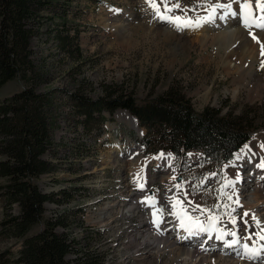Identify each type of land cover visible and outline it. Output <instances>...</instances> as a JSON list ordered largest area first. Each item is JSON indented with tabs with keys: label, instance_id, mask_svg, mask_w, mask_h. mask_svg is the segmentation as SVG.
Segmentation results:
<instances>
[{
	"label": "rangeland",
	"instance_id": "1",
	"mask_svg": "<svg viewBox=\"0 0 264 264\" xmlns=\"http://www.w3.org/2000/svg\"><path fill=\"white\" fill-rule=\"evenodd\" d=\"M52 1L41 10L40 30L30 42L31 58L43 77L35 87L38 92L46 93L50 103L48 112L56 123L51 133L52 147L43 156L53 162L55 168L40 175L36 183L42 192H56L58 197L56 202L50 200L43 204L44 220L62 213L67 225L57 226L56 231L76 239L77 251L69 252L67 257L73 259L75 255L91 251L101 259V264H175L168 250L146 255L138 246L139 238L133 236L150 217V209L141 206L143 198L140 194L147 191L162 197L160 207L164 211L167 202L163 196V183L170 177H175L173 181L182 186L176 194L180 197L186 195L189 202L185 204L210 210V213L197 210L200 214L216 216L226 225L232 217L239 221L245 219L229 182L237 170V153L254 138L263 139L260 142L264 144L262 59L253 61L248 58L244 67L250 69L252 75L247 74L240 80L238 71L229 74L224 71L227 68L219 62L217 45H210L207 40L204 45L207 37L202 33L209 30L200 22L194 30L161 19L157 25L161 26L162 32L171 34L168 36L154 29L156 25L152 20L160 18L143 11L140 0ZM156 2L160 12L164 13L163 0ZM228 2L230 0H168L170 7L176 3L180 7L166 14L195 21L210 5ZM234 8L239 10L236 3ZM223 12L224 9L216 10L219 19L224 16ZM201 27L203 32L198 30ZM56 30L61 35H74L78 53L71 55L59 48ZM234 63L231 60L228 64L231 70ZM173 84L185 92L196 111L212 105L220 108L221 114L244 112L253 119L256 129L252 138L231 161L209 163L198 151L175 156L160 149L145 154L138 135L139 129L144 130L138 129L136 124L134 126V119L128 111L117 109L112 115L103 111L102 115L107 118L104 122L101 123L97 115L84 122L75 102L77 96L97 99L105 90L111 89H121L143 98L148 94L162 93ZM26 85L27 82L19 76L9 80L0 87V101ZM100 127L101 133L97 135ZM254 142L251 148L259 153V142ZM126 152H131L132 156ZM160 156H164L162 161L155 162L154 159ZM143 167L147 187L134 193L136 173ZM243 170L247 171L246 168ZM5 182L0 177V187ZM246 182V178L240 180L243 185H252L248 194L260 191L253 182ZM131 199L140 201L141 206L133 213L125 210ZM18 211V206L12 204L10 212L17 214ZM261 211L264 218V209ZM8 212L9 208L0 197V222ZM44 220L29 234L42 229ZM149 224V232L155 234L159 228L152 222ZM239 229L241 245L236 253L226 256L218 244L216 257L203 252L208 256L206 264L244 263V245L248 240ZM19 245L14 237H7L0 231V252L7 250L8 257L14 259ZM195 259L183 261V264H196L199 256Z\"/></svg>",
	"mask_w": 264,
	"mask_h": 264
},
{
	"label": "trees",
	"instance_id": "2",
	"mask_svg": "<svg viewBox=\"0 0 264 264\" xmlns=\"http://www.w3.org/2000/svg\"><path fill=\"white\" fill-rule=\"evenodd\" d=\"M52 2L0 0V87L18 76L27 82L23 89L0 101V177L6 180L0 197L9 208L0 231L20 242L16 258L10 259L7 250L0 252V264H101L91 251L67 257L77 251L76 239L56 231L57 226L67 225L62 213L44 220L43 204L56 202L58 197L56 192H42L36 183L40 175L55 168L43 156L52 147L56 123L48 112L46 93L35 87L43 77L31 58L30 42L40 30L41 10ZM55 36L62 51L78 53L74 35H61L56 30ZM75 102L84 122L97 115L102 123L107 120L103 111L112 115L117 109L127 110L144 129L139 142L146 154L165 149L182 156L194 150L213 164L230 161L256 129L244 112L221 114V109L212 105L196 111L185 92L174 84L143 98L111 89L97 99L77 96ZM100 133L101 127L96 134ZM12 204L18 206L17 214L10 212ZM43 220V228L29 234Z\"/></svg>",
	"mask_w": 264,
	"mask_h": 264
},
{
	"label": "bare ground",
	"instance_id": "3",
	"mask_svg": "<svg viewBox=\"0 0 264 264\" xmlns=\"http://www.w3.org/2000/svg\"><path fill=\"white\" fill-rule=\"evenodd\" d=\"M154 2L157 3L156 0H154ZM228 3H233V0H230V2ZM252 3L254 12L256 13V15H260L259 11L255 9V0H252ZM139 4L141 8L143 7V11L155 14L158 18H160V16H158L155 10L150 6L149 0H140ZM236 7L239 9L238 4H236ZM210 11L211 8L208 7L207 9L203 10L202 14L197 16V19L195 21H192L193 18L190 19L192 22V26L188 27L195 30L199 24H194H196L197 21H200V25H203V27H205L206 29L208 28V33H202L204 37H207L203 41L204 45H207L206 40L207 42L209 41L208 43L210 45H217L219 53V55L217 56L219 62L222 63L223 67L227 68L226 70H224L227 74L231 73L232 71H238L240 80L245 76L247 77V74L249 76L252 71L248 68L245 69L244 67V64L246 63V60L248 58H253V61L261 58L262 63H264V56L262 57L261 54V57L258 56V54L261 53V44L264 43V31L256 28L255 26H253L251 29L245 27L243 19L241 15H239V10L236 11L235 8L233 9V11L238 13L236 16H232L229 14L228 16H226V18L219 19V17H217V15L215 14V18L211 21L201 19L208 17ZM161 13L164 14L165 12ZM223 13H225V10ZM163 20L164 19H162V22ZM152 21H154L153 24L156 25L154 29L162 32L161 26L157 25L158 22H161V18L160 20ZM198 30L200 32L204 31L202 30V27ZM162 33H164L165 35L169 34L166 31H163ZM253 33L260 41L259 43L257 42V40H252L249 38L252 37ZM248 34L250 36H248ZM196 38L198 39L199 37L197 36ZM175 41L178 42L177 39ZM231 60L235 62L233 64L234 67L232 70L228 66ZM253 63L254 62H252V65ZM249 67L251 68V66ZM250 75H252V73ZM253 77L255 76L253 75ZM132 122L135 126V121ZM260 140L263 139L254 138L248 144L245 143L246 145L244 144L245 146H242L243 148L241 147L242 150L240 152H236L237 170L232 175L231 185L234 189L236 202L240 207L243 208L244 213L249 214L248 216H245V219L240 221L236 219L235 225L231 222L229 223V225H226L223 222L217 220L215 222L214 229L209 232H199L198 230L200 225H203L206 228L209 226V214H200L198 211H193V207L191 205H187L188 203L185 204V202H189L186 195L184 194V196L180 197L176 194L178 189L176 187L177 184L175 183V180L173 181L172 177L167 178V181L163 183V196L166 197L165 201L167 202L165 206L166 209L164 211H162L160 207V200L162 197L156 194H150L147 191L140 194L143 198V200L141 201V206H145L150 209V217L142 224L140 230L136 231L133 236H135L136 239L139 238L138 246L142 247L144 253L146 255H149L152 252L164 253L165 250H168V255L172 258V261H174L175 264H183V261L186 262V260L188 259L197 260L195 258L198 256L199 260L196 264H201V262L206 264V262L208 261V256L204 255L203 252L207 251L211 256H215V251H217L218 244L221 246V248H223V252L226 256L236 253V250L241 245H239V228H241L242 233H244L246 239L248 240L246 245L251 250H257L258 254L254 258L250 257L247 254H244L246 256V259L244 260V263L242 262L240 264H264V240L260 239V236L264 235V218L262 215L263 211H261L262 209H264V182H262V180L264 179V167H261V165L264 164V148L261 145L262 141L260 142ZM253 141L259 142V153H255V148H251ZM128 152H126V154L131 157L132 153ZM162 157L164 158V156H160L155 158L154 161L161 162ZM245 168L247 169L246 172H244L245 170H243ZM143 170L145 171L144 167L141 171H137L136 173L137 178L135 180L136 184L134 187L136 188H134V193H136L135 190L141 191L143 188L147 187L146 182L144 181L146 177L144 176L145 172ZM242 178H246L249 184L250 182H253L252 184L258 186L260 191L258 190L259 192L254 191V193L248 194V190L252 188V185H243V183H240V180ZM140 185H143V187H141ZM133 195L135 196V194ZM173 197L182 201L183 207L187 210V216H191L194 218L193 220H189L187 216H184L183 213H181V216H183V227L181 226V218L174 214L175 212L179 211L180 206L178 205L176 209L173 208ZM139 202H137L136 199H131L130 204L126 206L125 210L130 213L135 212V210L141 207H139ZM253 216H255L256 220L260 222L259 227H257L256 223L253 221ZM196 217L199 218L198 221L195 220ZM245 221H247V224H245ZM151 222L154 223L155 227L159 228L157 231H155V234H151V232H149V227H151L149 223ZM187 229H191L193 232H197L198 234L190 235ZM217 230H223L227 232L235 231L237 234L235 237L225 236L224 240H227L229 244H232L233 240H236L238 242L232 244L231 247L225 245L223 240L216 239V236L219 234ZM200 245H202V247ZM201 253L202 255H200Z\"/></svg>",
	"mask_w": 264,
	"mask_h": 264
},
{
	"label": "snow or ice",
	"instance_id": "4",
	"mask_svg": "<svg viewBox=\"0 0 264 264\" xmlns=\"http://www.w3.org/2000/svg\"><path fill=\"white\" fill-rule=\"evenodd\" d=\"M149 3H150V6L155 10L156 14L158 16H160L161 19L173 22L178 27L192 26L191 21L182 20V18L179 16L173 17V16L166 15V13L172 12L174 9L179 8L180 7L179 3H176L170 7L168 0H163V5H164V9H165L164 14H162L160 12V6L157 3H155L154 0H149ZM233 3H236L239 5V15H241L245 27L251 29L253 26H255L256 28L264 31V0H255V9L259 11L260 15H256V13L254 12L252 0H233ZM233 3H227V4L218 3L215 5H210L209 7L211 8V11H210L209 16L206 18H201V19H206L208 21L213 20L215 18V14H216L217 9H224L225 10L224 16L220 17L221 19L225 18L229 14L232 16H236L238 13L233 11ZM199 22L200 21H197L196 24L198 25ZM252 38L254 40H257L258 43L260 42L254 33L252 34ZM261 55L264 56V43L261 44ZM261 66L264 67V63H262ZM261 167H264V164H262ZM173 179H175V177H173ZM229 183H232V182H229ZM140 186L143 187V185H140ZM176 187H177V189H179L182 186L177 184ZM229 199H231V198L229 197ZM173 200H174V203H173L174 209H176L178 205L180 206L179 211L175 212L174 214L181 218V226L183 227L184 226L183 225V216H181V213H183L184 216H187V210L183 207L182 201L176 199L175 197H173ZM225 207H227V205H225ZM197 210H199L201 212H209L210 213L209 209H201L199 205H196L195 207H193V211H197ZM248 215H249L248 213H244V216H248ZM187 218L189 220L194 219L191 216H187ZM198 219H199L198 217L195 218L196 221H198ZM252 219L256 223L257 227H259L260 222L258 220H256L255 216H253ZM208 220H209V226L206 228L203 225H200L199 230H198L199 232H209L212 229H214L215 222L218 220V217L209 214ZM230 222L235 225L236 219L234 217H232ZM245 224H247V221H245ZM187 230L189 231L190 235L198 234L197 232H193L191 229H187ZM217 232L219 234L216 236V239L223 240L225 245H227L229 247H231L232 244H235L238 242L236 240H233L232 244H229L227 240H224L225 236L235 237L237 235L235 231L227 232V231H223V230H217ZM260 239L264 240V235H261ZM244 250H245V254L249 255L252 258H254L258 254L257 250H251L248 248L247 245H244Z\"/></svg>",
	"mask_w": 264,
	"mask_h": 264
}]
</instances>
